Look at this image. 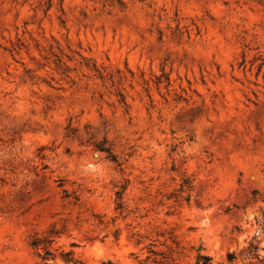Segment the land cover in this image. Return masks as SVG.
<instances>
[{"label": "clouds", "instance_id": "1", "mask_svg": "<svg viewBox=\"0 0 264 264\" xmlns=\"http://www.w3.org/2000/svg\"><path fill=\"white\" fill-rule=\"evenodd\" d=\"M0 264H264V0H0Z\"/></svg>", "mask_w": 264, "mask_h": 264}]
</instances>
